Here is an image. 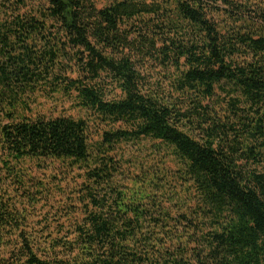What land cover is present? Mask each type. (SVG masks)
<instances>
[{
    "label": "trees",
    "instance_id": "trees-1",
    "mask_svg": "<svg viewBox=\"0 0 264 264\" xmlns=\"http://www.w3.org/2000/svg\"><path fill=\"white\" fill-rule=\"evenodd\" d=\"M0 264H264V0H0Z\"/></svg>",
    "mask_w": 264,
    "mask_h": 264
}]
</instances>
